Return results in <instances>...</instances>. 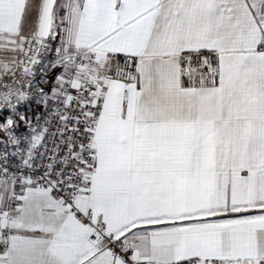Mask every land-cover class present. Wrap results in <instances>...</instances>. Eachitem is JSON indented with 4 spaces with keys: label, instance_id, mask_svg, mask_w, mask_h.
<instances>
[{
    "label": "snow or ice",
    "instance_id": "snow-or-ice-1",
    "mask_svg": "<svg viewBox=\"0 0 264 264\" xmlns=\"http://www.w3.org/2000/svg\"><path fill=\"white\" fill-rule=\"evenodd\" d=\"M0 264H264V0H0Z\"/></svg>",
    "mask_w": 264,
    "mask_h": 264
},
{
    "label": "built area",
    "instance_id": "built-area-1",
    "mask_svg": "<svg viewBox=\"0 0 264 264\" xmlns=\"http://www.w3.org/2000/svg\"><path fill=\"white\" fill-rule=\"evenodd\" d=\"M53 56H54V53H50V54H48V56L45 57L44 59L50 60V59L53 58Z\"/></svg>",
    "mask_w": 264,
    "mask_h": 264
}]
</instances>
